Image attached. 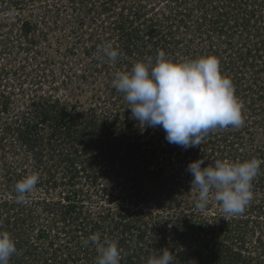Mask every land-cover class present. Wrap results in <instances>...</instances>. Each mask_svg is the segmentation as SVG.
<instances>
[{
    "label": "rangeland",
    "instance_id": "obj_1",
    "mask_svg": "<svg viewBox=\"0 0 264 264\" xmlns=\"http://www.w3.org/2000/svg\"><path fill=\"white\" fill-rule=\"evenodd\" d=\"M107 45L115 61L102 54ZM161 51L173 62L215 56L243 126L211 130L187 150L168 143L162 127L141 128L113 80ZM251 158L262 163L243 214L223 218L213 197L195 207L189 162ZM82 166L95 181H71ZM10 172L39 182L24 203L0 208L4 230L24 241L9 264L32 263L30 240L40 247L34 264H96L95 245L84 243L93 234L129 240L121 257L127 248L135 256L120 264H147L164 241L183 237L230 246L219 264H229L231 247L264 264V0H0V201L17 196ZM73 190L76 209L62 224ZM132 224L147 228L143 241L126 237ZM181 253L174 264H204Z\"/></svg>",
    "mask_w": 264,
    "mask_h": 264
},
{
    "label": "clouds",
    "instance_id": "obj_2",
    "mask_svg": "<svg viewBox=\"0 0 264 264\" xmlns=\"http://www.w3.org/2000/svg\"><path fill=\"white\" fill-rule=\"evenodd\" d=\"M102 54L112 61L119 56L117 49L107 45ZM113 86L124 94L134 118L141 128L162 127L170 144L187 150L199 146L204 137L215 129H238L243 126L242 104L234 95V86L222 75L215 56L173 62L159 52L155 63L135 62L130 72L115 74ZM197 159L187 165L191 187L198 189L195 207L203 209L213 197L226 219L243 214L253 199L252 182L259 173L261 161L256 158L242 162L217 160L214 166H203ZM39 182L36 173L25 175L14 186L17 203H24ZM96 247V264H120L121 250L114 241L93 234L84 241ZM17 253L15 241L0 230V264H9ZM147 264H174L173 255L163 249L150 256Z\"/></svg>",
    "mask_w": 264,
    "mask_h": 264
},
{
    "label": "trees",
    "instance_id": "obj_3",
    "mask_svg": "<svg viewBox=\"0 0 264 264\" xmlns=\"http://www.w3.org/2000/svg\"><path fill=\"white\" fill-rule=\"evenodd\" d=\"M58 115L61 116L62 113L59 111L58 112ZM45 119L46 118L43 115L42 120H45ZM111 156H113V155H111ZM111 156H109V157H111ZM88 168H90V167H88ZM88 168H87V166H82L81 169H78V168L73 169V171H74L73 173L74 174L71 173V176H70L71 177V181H72V179H83V178H88V180L91 183L93 181H95L96 178H97V175L94 172H90ZM84 174H85V176L81 178L80 176H83ZM12 178L14 179L15 182H17L18 180H20V177H19L18 174H14V173H11L10 172L9 179L11 180ZM77 196H78V192L76 190H73L72 192H70V195H68L67 197H64V199L67 198L68 204L62 206L61 211H60V214H59V216H61L60 219H61L62 224L68 223L67 218L70 217V215L72 214L73 211H75V209H76V206H75L76 202L74 203V200L76 199ZM9 197H11V196H9ZM12 199L13 200H3V201H0V208L3 207V206H10L11 204L12 205H16L17 199L15 198V196ZM45 206H47V205L45 204ZM119 215H120V213H119ZM123 215L124 214H122V216ZM15 219L16 218L14 217V220ZM237 221L240 222L242 220H237ZM4 224H5V221H4L3 216L1 215V218H0V230H4V228H3L4 227ZM129 227H130V229H129L128 232H130V233L127 234L125 232L126 237L128 236L131 240L136 241V242H141V241L144 240V238H146V235L145 234L147 232V228L145 226L142 227V226H138V225L132 224ZM200 229L202 230V228H200ZM201 232L202 233H205L203 230ZM207 232L208 231H206V234H207ZM43 235H44V233H39L38 236L36 234L37 238H39V237L43 238ZM134 236H135V238H133ZM196 237H198V234H196ZM211 239L209 240V243L206 242L207 244L205 242H200L201 239H199V237L192 239V240H194L192 242H190L188 240H184V237H183L182 240H181V243H180L181 245H178V243H175L173 241H171V242L170 241H167V242L164 241L162 243L161 252H162L163 249L166 248L169 251H171L172 255L177 260H179V258H181V254H182L181 252H184L185 251V252H187V254H188V252H190V254H188L190 256V258L193 256L194 259L195 258L196 259H199V258L204 257V256H202L203 255L202 254V248H203V250L206 248L208 250V251L206 250V253L210 251V254H208L206 256V260L204 258H202L203 259L202 260V263H204V264H219V258L218 257H220L221 253H223L224 251L227 250V247H229V249H230V246H228V245L226 246L225 244H219L217 246L218 247V249H217L215 242L213 243ZM115 240H116V238H115ZM16 241H17V243H15L16 245H18V244L19 245H22V243L24 242L22 239L20 240V242L17 239H16ZM210 241L212 242V245H209L210 244ZM116 243H117L119 249L122 250V248L124 246L127 245V247H128L129 240H126V238H122V239L119 238V240L116 241ZM18 246H17V248H19ZM25 247H26L25 248V250H26L25 252L26 253H24V255L26 257H30L31 258L30 260L32 261V263L30 262V264H34L33 262H34V260L36 258L34 257V255L32 253L35 250L39 249L40 247L38 245H36L35 242H33L31 240L28 241V243H26ZM239 248L240 247H237V248L236 247H231L230 253H229L228 258H227L229 264H248L249 263L248 262V258L244 255L243 252H240ZM47 252H48V250H47ZM123 254H124V252H123ZM134 256H135V254H131V252H129V250L127 248L126 255L124 254L123 257H121L120 263L121 262H127V261L133 259ZM46 260H48V258H46V259H39V261H41L40 263H42V262L45 263ZM17 262H21V259L18 258Z\"/></svg>",
    "mask_w": 264,
    "mask_h": 264
}]
</instances>
